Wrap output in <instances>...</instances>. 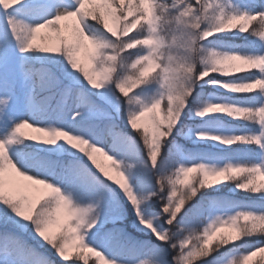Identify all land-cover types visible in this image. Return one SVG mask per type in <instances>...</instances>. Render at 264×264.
I'll return each mask as SVG.
<instances>
[{
    "label": "snow or ice",
    "instance_id": "snow-or-ice-1",
    "mask_svg": "<svg viewBox=\"0 0 264 264\" xmlns=\"http://www.w3.org/2000/svg\"><path fill=\"white\" fill-rule=\"evenodd\" d=\"M0 264H264V0H0Z\"/></svg>",
    "mask_w": 264,
    "mask_h": 264
},
{
    "label": "trees",
    "instance_id": "trees-1",
    "mask_svg": "<svg viewBox=\"0 0 264 264\" xmlns=\"http://www.w3.org/2000/svg\"><path fill=\"white\" fill-rule=\"evenodd\" d=\"M130 134H132V135H135V133H130ZM138 138V137H137ZM233 147H235V146H233ZM54 260L55 259H57L56 257H52Z\"/></svg>",
    "mask_w": 264,
    "mask_h": 264
}]
</instances>
